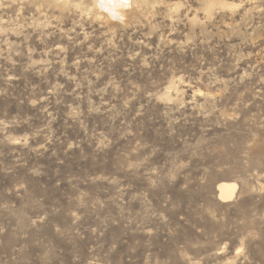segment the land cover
Segmentation results:
<instances>
[{
	"label": "rangeland",
	"instance_id": "rangeland-1",
	"mask_svg": "<svg viewBox=\"0 0 264 264\" xmlns=\"http://www.w3.org/2000/svg\"><path fill=\"white\" fill-rule=\"evenodd\" d=\"M69 1L0 0V264H264V0Z\"/></svg>",
	"mask_w": 264,
	"mask_h": 264
},
{
	"label": "bare ground",
	"instance_id": "bare-ground-1",
	"mask_svg": "<svg viewBox=\"0 0 264 264\" xmlns=\"http://www.w3.org/2000/svg\"><path fill=\"white\" fill-rule=\"evenodd\" d=\"M66 6L69 0H57ZM132 0H94L99 9H107L108 13L114 17L121 18L128 13L126 8L130 6ZM238 186L234 183H223L218 187V198L223 203L232 202L235 199Z\"/></svg>",
	"mask_w": 264,
	"mask_h": 264
}]
</instances>
